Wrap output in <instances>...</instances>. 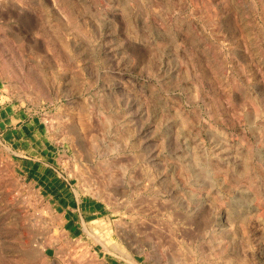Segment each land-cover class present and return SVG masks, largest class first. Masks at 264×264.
<instances>
[{"label":"rangeland","instance_id":"obj_1","mask_svg":"<svg viewBox=\"0 0 264 264\" xmlns=\"http://www.w3.org/2000/svg\"><path fill=\"white\" fill-rule=\"evenodd\" d=\"M254 100L264 0H0V264H264Z\"/></svg>","mask_w":264,"mask_h":264},{"label":"bare ground","instance_id":"obj_2","mask_svg":"<svg viewBox=\"0 0 264 264\" xmlns=\"http://www.w3.org/2000/svg\"><path fill=\"white\" fill-rule=\"evenodd\" d=\"M253 97V96H252ZM257 97V96H256ZM255 97V98H256ZM254 98V99H255ZM258 98V97H257ZM256 98V99H257ZM253 99V98H252ZM257 100H259V99H257ZM255 101L254 100V102L252 103L253 104V111H254V118H253V124L255 125V123L258 121V119L260 118L259 117V115L261 114V117H262V114H263V116H264V110H263V108H262V106L263 105H261L258 101ZM234 101V100H233ZM252 102V101H251ZM262 102V101H261ZM237 104V103H236ZM252 104H250V107H251V105ZM263 104V103H262ZM235 106H237V105H235ZM239 107V106H238ZM242 110V109H241ZM249 111H250V109H248ZM244 111V110H243ZM252 111V110H251ZM252 113V112H251ZM212 115V114H211ZM214 115V114H213ZM216 115V114H215ZM221 115V114H220ZM220 115H218V116H220ZM222 116V115H221ZM220 116V117H221ZM215 117V116H214ZM213 116H212V121H213V123H215L216 122V124H214L215 126L214 127H209V129L208 130H211L210 132H211V134H213V136H211V140H212V146H213V152H209V153H203V151H200L201 149L200 148H198V147H196L195 145H193L192 144V142H190V140L187 142V143H185V146H184V149H185V156H184V154H183V156H184V158L183 157H180V159L181 158H183V160H184V162H186V163H184L185 165H188L187 167H188V169H190L189 167H195V169H196V167H197V169H200L198 172L197 171H194L195 169L194 168H192V170L195 172V174L193 175V177H195L194 179V181H195V183H197V182H200V180L202 181L203 179H200V178H202V177H205V175L207 174V177L206 178H209L208 177V175H209V173H211L210 172V169H209V167H210V161H213V159L212 158H216V159H220V160H225V159H227V156H229L228 155V153H229V147H227L225 144V142L223 141V137H225V135H224V131L222 130V127H220V126H218V124L220 125L221 124V122H223V121H221L222 119L221 118H223V117H221L220 119H218V118H214ZM252 120V119H251ZM262 120V119H261ZM229 121V120H228ZM248 122H249V120H248ZM262 122V121H261ZM261 122H259V123H261ZM258 123V122H257ZM263 123H264V120H263ZM263 123H261V125L263 124ZM210 126V125H209ZM211 126H213V125H211ZM258 126V125H257ZM263 127H264V124H263ZM252 128V127H251ZM259 128V127H258ZM257 130V129H256ZM263 130H264V128H263ZM259 131V130H258ZM262 132V131H261ZM210 134V133H209ZM258 134H260L259 132H258ZM261 135V134H260ZM264 136V135H263ZM260 138V137H259ZM226 139V138H225ZM227 140V139H226ZM261 140V139H260ZM257 141V140H256ZM259 142V141H258ZM262 148L260 147H258V149L260 150L259 152H257L258 150L257 149H255V151H254V153L256 154V153H260V154H262V157L264 156V142L262 141ZM250 146V145H249ZM248 146V147H249ZM200 149V150H199ZM231 149V148H230ZM229 150V151H228ZM247 150H250V149H247ZM205 152V151H204ZM251 152H253V150H251ZM250 153V152H249ZM245 154V153H244ZM253 154V153H252ZM254 154V155H255ZM248 155V154H247ZM254 155H253V157H254ZM243 156H245V155H243ZM252 156V155H251ZM252 157V158H253ZM250 158V157H249ZM257 158V157H256ZM255 158V159H256ZM259 158H261V156H259ZM212 159V160H211ZM264 159V158H263ZM262 158H261V160H263ZM244 160H246V158L244 157ZM249 160V159H248ZM252 162V159H250L249 160V162ZM264 161V160H263ZM263 161H260L261 163L263 162ZM183 162V161H182ZM249 163V164H252L253 165V163ZM244 163H246L245 161H244ZM247 163H248V161H247ZM185 165H184V167H185ZM246 166H247V164H245ZM244 165V166H245ZM182 166H183V164H182ZM245 166V167H246ZM186 167V168H187ZM248 167V166H247ZM256 167V166H255ZM254 168V167H253ZM244 169V168H243ZM248 169V168H247ZM250 169H252V168H250ZM191 170V169H190ZM255 170V169H254ZM192 171V172H193ZM246 173H248L247 171H246ZM205 174V175H204ZM249 174V173H248ZM205 179V178H204ZM206 180V179H205ZM204 181V180H203ZM207 181H208V179H207ZM204 183V182H203ZM198 184V183H197ZM202 184V183H201ZM200 184V185H201ZM205 184V183H204ZM199 185V186H200ZM202 186V185H201ZM247 186H245L244 187V189H242V190H240V188H239V192L241 191V194L239 195V194H237L236 196H235V198H234V202H237V203H241L242 201H243V195H245V194H247V193H249V191H247L245 188H246ZM243 188V187H242ZM248 189V188H247ZM210 192H211V190H210ZM210 192L208 193V191H206L205 193V195H203L202 194V196H199L198 197V195L195 197V196H193V197H195V200H194V198H192V196L190 197L192 200H194V202H195V204H197V206L200 204V203H203L204 205L206 204V202H208L209 201V196H211V194H210ZM238 192V193H239ZM246 196V195H245ZM208 200V201H207ZM201 205V204H200ZM199 205V206H200ZM203 206V205H202ZM193 207V206H192ZM196 208V207H195ZM194 208V209H195ZM190 209H193V208H190ZM193 211V210H192ZM192 211H190V212H192ZM188 213V212H187ZM191 214V213H190ZM187 216L189 215V214H186ZM192 215V214H191ZM190 215V216H191ZM193 216V215H192ZM189 217V216H188ZM194 217V216H193ZM186 219H187V217H185ZM184 218V219H185ZM208 217H206L205 218V222H206V219H207ZM189 219H191V218H189ZM203 219H204V217H203ZM209 219V218H208ZM207 219V220H208ZM192 221L194 220V219H191ZM203 221V222H204ZM181 222H182V220H181ZM190 222V221H189ZM196 222V221H195ZM194 222V223H195ZM191 223V222H190ZM193 223V224H194ZM198 222H196V224H197ZM185 224V223H184ZM187 224V223H186ZM203 224V223H202ZM205 224H207V222L205 223ZM170 225H172V224H170ZM192 225V224H191ZM198 226H200V225H198ZM209 226V225H208ZM199 228V227H198ZM209 227H207V225H204V226H202V227H200V229H197L198 231H200L201 232V235H203V236H206L207 234H206V232L209 234V229H208ZM202 229H203V231H202ZM203 233V234H202ZM206 235H205V234ZM200 235V234H199ZM200 235V236H201ZM208 236V235H207ZM200 238V237H199ZM202 238H204V237H201V239Z\"/></svg>","mask_w":264,"mask_h":264},{"label":"crops","instance_id":"obj_3","mask_svg":"<svg viewBox=\"0 0 264 264\" xmlns=\"http://www.w3.org/2000/svg\"><path fill=\"white\" fill-rule=\"evenodd\" d=\"M62 208L63 209H65L64 210V213H66V214H68L70 211H82L83 212V208H82V206L81 205H77V207L75 208V207H72L71 205H70V203H67V205L66 206H62ZM74 209H76V210H74ZM73 218L71 217V216H69V218L68 219H66V221H65V226L67 227V228H70L71 226H72V224H73Z\"/></svg>","mask_w":264,"mask_h":264}]
</instances>
